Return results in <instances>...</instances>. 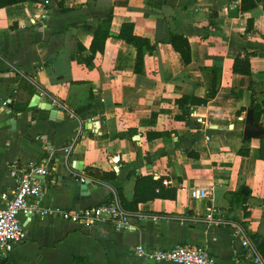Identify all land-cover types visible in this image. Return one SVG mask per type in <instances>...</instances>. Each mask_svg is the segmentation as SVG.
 Returning <instances> with one entry per match:
<instances>
[{
    "label": "crops",
    "instance_id": "1",
    "mask_svg": "<svg viewBox=\"0 0 264 264\" xmlns=\"http://www.w3.org/2000/svg\"><path fill=\"white\" fill-rule=\"evenodd\" d=\"M40 1L0 8V101L12 105L0 119V208L1 194L16 185L12 166L47 168L41 207L80 211L119 203L117 188L131 201L138 177L159 180L176 196L127 212L130 230L21 214L26 238L0 255V264H173L146 261L135 249L176 245L205 248L219 264H232L251 254L245 239L260 255L264 134L245 143L242 130L252 100L264 106V0H254L249 11L240 10L241 0ZM109 17L110 36L88 68L79 59L92 56L96 28ZM127 22L155 46L153 54L143 49L139 71L135 49L116 38ZM170 33L187 39L190 65L167 43ZM245 54H251L250 76L232 71L234 57ZM209 69L219 72L216 96L191 107L188 120H175L176 100L206 96ZM33 99L37 105L27 112ZM46 105L62 109V119L50 120ZM10 118L16 125L6 123ZM256 124L264 131V114ZM152 133L162 137L150 140ZM241 148L247 156L238 155ZM102 173L117 179L96 178ZM77 177L91 178L94 189L82 194ZM194 189L206 198L190 199Z\"/></svg>",
    "mask_w": 264,
    "mask_h": 264
},
{
    "label": "built area",
    "instance_id": "2",
    "mask_svg": "<svg viewBox=\"0 0 264 264\" xmlns=\"http://www.w3.org/2000/svg\"><path fill=\"white\" fill-rule=\"evenodd\" d=\"M200 121V120H198ZM72 145L63 148L64 160L67 161ZM49 174L43 165H30L27 168L12 166L10 175L16 180L14 190L8 195L1 194L4 206L0 208V255L9 254L13 248L22 243L26 233L19 221V215L36 214L40 218L57 217L72 224L90 225L98 221H108L115 224L119 229L130 230L128 222L131 214L123 211L116 200L104 203L100 206L86 208L80 211H71L54 207H41L40 200L45 191L40 177ZM84 177H77L81 182ZM206 191L194 189L189 193L192 200L206 198ZM210 218V216H209ZM234 232L233 236H237ZM242 247L251 248V254L245 259H236L232 264H264V259L254 250L248 239L243 240ZM136 254L149 262H165L173 264H219L209 252L202 247L189 245H176L170 249L145 250L137 246Z\"/></svg>",
    "mask_w": 264,
    "mask_h": 264
},
{
    "label": "trees",
    "instance_id": "3",
    "mask_svg": "<svg viewBox=\"0 0 264 264\" xmlns=\"http://www.w3.org/2000/svg\"><path fill=\"white\" fill-rule=\"evenodd\" d=\"M40 0H0V8H5L15 4L32 2L35 3ZM59 6H62L63 0H56ZM256 7V2L254 0H241L240 10L249 11ZM109 24L110 17L103 21L97 28L93 36V41L91 44V53L92 56L86 59H79V61L86 65V67L91 68L92 58L96 51L102 52L103 42L106 38L110 36L109 34ZM117 39L124 41L127 45L132 46L136 51V62L135 69L139 71V68L142 66V51L146 49L150 54H153L155 51V46L151 45L148 39L136 36L133 30L132 23L122 24ZM167 43L172 46L173 50L180 55V58L184 65H190V48L187 42V39L176 33H170L167 38ZM251 54H245L243 57L236 56L233 60L232 71L235 74L250 76V64L249 57ZM208 72L212 76L211 85L207 89L206 96L202 99L196 98L193 95L183 96L180 99L175 101V104L180 111V114L174 117L177 121H186L189 118L191 107L194 106H204L209 100L213 99L217 94V77L218 71L216 69H209ZM253 111L254 121L259 122L260 116L264 114V106L261 107L259 104H255L252 100L250 109ZM162 133H152L148 134V139L161 138ZM244 140V139H243ZM245 143L249 142V139L244 140ZM249 153L248 148H241L238 151V155L247 156ZM182 154L186 155L189 158H198V155L191 151H183ZM260 159H264V145L260 147ZM130 175V174H129ZM128 175V176H129ZM96 178H99L102 181L113 182L117 179V176L114 173H102L101 175H95ZM238 196L241 194L238 192ZM116 195L118 197L121 208L126 212H136L138 210V205L155 199H167L174 200L176 196V191L172 188H166L161 184V181L153 180L152 177H138L136 178L134 185V194L131 201H127L121 192V189H116ZM245 209V208H244ZM247 215V214H246ZM261 244H257V250L264 257V249L261 247ZM82 264V263H79Z\"/></svg>",
    "mask_w": 264,
    "mask_h": 264
},
{
    "label": "water",
    "instance_id": "4",
    "mask_svg": "<svg viewBox=\"0 0 264 264\" xmlns=\"http://www.w3.org/2000/svg\"><path fill=\"white\" fill-rule=\"evenodd\" d=\"M37 105V101L36 99H33L31 104H29L28 108H26V111H32ZM44 110L48 111L50 113V115L54 118H50V120H56V119H62L64 111L62 109L56 110L54 108H50L49 105L44 106L43 108ZM12 110V105L10 104H6V102L4 101H0V119L3 116H9L11 115V111ZM17 116L19 117V114H17ZM9 125H16V120H14L13 118H10L7 120V122ZM243 130H242V134H243V139H252V138H259L264 134L263 129L257 125L254 121V117H253V111L249 110L246 117L244 118V122H243ZM213 128H218L217 126H213ZM13 129V127H12ZM221 129H225L222 128ZM62 159V158H61ZM73 168H75L77 171H81L82 170V166H77L75 167L73 165ZM92 185V179L89 177H85L81 182H80V191L82 194H85L86 192H90L92 189H94V187L91 186ZM241 192L243 194H246L247 191L245 189H242Z\"/></svg>",
    "mask_w": 264,
    "mask_h": 264
},
{
    "label": "rangeland",
    "instance_id": "5",
    "mask_svg": "<svg viewBox=\"0 0 264 264\" xmlns=\"http://www.w3.org/2000/svg\"><path fill=\"white\" fill-rule=\"evenodd\" d=\"M37 2H41V1H37ZM44 2V1H43Z\"/></svg>",
    "mask_w": 264,
    "mask_h": 264
}]
</instances>
